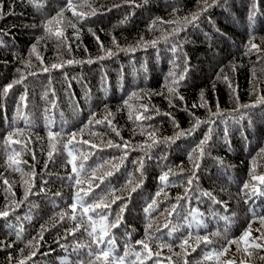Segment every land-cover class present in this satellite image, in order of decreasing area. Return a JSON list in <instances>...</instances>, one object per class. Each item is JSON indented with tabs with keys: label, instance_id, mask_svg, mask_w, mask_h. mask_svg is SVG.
I'll list each match as a JSON object with an SVG mask.
<instances>
[{
	"label": "trees",
	"instance_id": "1",
	"mask_svg": "<svg viewBox=\"0 0 264 264\" xmlns=\"http://www.w3.org/2000/svg\"><path fill=\"white\" fill-rule=\"evenodd\" d=\"M36 3L42 6H34L29 0H0V90L21 74L26 77L6 97L0 95V211L7 206L10 212L8 218L0 217V264H18L20 260L25 264H71L84 259L91 238L84 227L75 235L67 231L82 215L78 204L77 220L69 218L77 192L85 201L93 194H107L109 220L127 204L119 226L109 228V232L115 236L118 254L128 252L129 264H240L242 260L245 264H264L259 259L264 249L248 257L243 252L248 244L240 241L250 223L251 238L264 234L257 218L264 215V195L253 193L251 186L241 191L250 181V172L264 175V103L248 109L239 107L264 96V0H207L212 6L206 12L201 11L205 0H81L80 4L74 2L77 12L87 14L80 20L66 8V0ZM62 8L63 22L57 23V17L50 25L53 31H63L66 40L60 42L45 33L44 25ZM253 9L255 15L250 19ZM93 10L95 15H91ZM193 14H199L195 26L185 20ZM173 29L179 33L175 52L171 50L173 39L169 37L167 43L163 39ZM151 41H157L156 47ZM250 42L260 51L249 52ZM108 50L113 55H107ZM53 64L63 66L52 68ZM45 67L49 71H42ZM173 71L184 75L175 94L169 92V74ZM25 93L27 107L21 104L18 115L17 105ZM145 104L147 113L142 107ZM201 104L206 106L199 107ZM217 105L224 115L211 117L215 124L201 123L190 135L147 147L152 143L149 133H154L157 141L175 138L179 132L192 129L196 118L208 120L209 109L215 112ZM142 114L152 118L137 120ZM209 127L214 129L210 148L197 159L193 150ZM49 131L61 133L52 159L48 156ZM10 132L16 133L13 140L20 141L11 144V149L20 153L14 156L19 171L6 163L12 154L11 149H5ZM72 132L76 133L73 144L79 149L73 151L74 160L68 155L72 146L63 147L69 138L66 134ZM109 141L113 145L127 142L129 147H109ZM140 160L144 161L143 182L130 199L111 203L115 197H128L130 187L140 177ZM197 163L199 180L189 186L187 179ZM74 164H83L85 169L100 165L97 175L106 171H113V175L96 187L90 186L91 172L88 177L81 173L82 183L75 185L69 179L75 176ZM165 173L166 186L159 180ZM251 183L264 192V185ZM188 188L194 191L185 197ZM85 191L90 195L84 196ZM203 193H211L222 203H213ZM178 197L184 198L179 200L183 210L179 215H169ZM154 200L156 208L149 215L145 209ZM20 201L23 203L16 207ZM64 213L68 215L61 220ZM42 225L47 230L40 239ZM175 228L179 231H173ZM21 229L22 238L17 240L15 232ZM205 236L211 243L203 241ZM182 239L188 240L183 248ZM139 240L148 243L151 258L136 243ZM230 240L237 242L229 244ZM77 244L84 245L79 256L73 252ZM222 248H227L223 255L204 259L205 253ZM33 251L36 254L26 259ZM136 251L141 253L140 259L133 255Z\"/></svg>",
	"mask_w": 264,
	"mask_h": 264
},
{
	"label": "snow or ice",
	"instance_id": "2",
	"mask_svg": "<svg viewBox=\"0 0 264 264\" xmlns=\"http://www.w3.org/2000/svg\"><path fill=\"white\" fill-rule=\"evenodd\" d=\"M74 2L76 4H80L81 0H66V8L68 10H71L73 13V16H76L78 20L83 19L87 14L77 12L75 7H74ZM29 3H33L34 6H37V7L42 6L40 4H37L36 0H29ZM205 4H206V6L201 10L202 12H206L208 10V8L212 6V5H207V0H205ZM2 8H3V5L0 4V15H2ZM64 11H65V9L62 8L59 12H57L55 17L47 19L45 21V25H44L45 33L49 36H54L60 42H63L64 40H66V37H64L63 31L60 30L59 28L57 30L53 31V29L50 27V25L53 23V21H57V17L60 18L57 21V23L63 22ZM91 15H95V10H93L91 12ZM254 15H255V9H253V12L250 15V19ZM185 20L188 23L195 26L196 21L199 20V14H193L190 20L187 17H185ZM169 23H171V22H169ZM71 26L74 28L75 24H72ZM178 35H179L178 31L173 29V31L171 33H169L168 37L163 38L166 43L168 42L169 37H171L173 39V47L171 49L173 52L177 51V49L179 47V45L174 42L175 37ZM150 44L152 47H156L157 41H151ZM101 47H103V45H101ZM253 49H255L256 51H260V48L258 45H256L255 43H251V47L248 49V51L251 52ZM32 50H33V52H35L36 45L32 46ZM132 50L134 51V49H132ZM245 54H248V53L246 52ZM107 55H109V56L113 55L112 51L108 50ZM101 59H103V57H101ZM65 63L71 64V63H73V61H66ZM62 66H63L62 64L51 65L52 68H58V67H62ZM234 70H235V66H233V71ZM42 71L47 72V71H49V68L45 67L42 69ZM30 74L35 75V73H30ZM169 75L171 77V86L169 87V92L175 94L176 89L180 85V82L184 80V75L180 74L179 76H177V74L174 71L171 72ZM254 75H255V73H254ZM25 79H26V77L23 76V74H21V76L18 80L13 81L12 83L6 85L2 90H0V95H3L6 97L7 94L9 93V91L16 84H22ZM224 79L227 81L228 78L225 76ZM229 87L231 88L230 83H229ZM132 95L135 96L136 93H133ZM201 96L203 98V94H201ZM180 99H183V97H180ZM26 101H27V96L25 93V95H22L20 97L21 103H18V105H17V114L18 115L20 114V111H21V104L23 105V107H27ZM127 103H128V101H125V104H127ZM257 103H264V96L258 97L256 103L244 104V105H240L239 107L244 108V109L254 108ZM205 106L206 105H204V104L199 105V107H205ZM53 107H55V105H53ZM142 107L144 109V113H147L148 112V105L145 104V105H142ZM193 107L195 108V107H197V105H193ZM237 110H239V109H237ZM209 112H210V117L208 120L200 121L199 118H196L192 129L188 130V132H183V131L179 132L177 134V137H175V138H165L163 141H157L153 138L154 133H149L148 135H149V138L152 139V143L147 144V147L148 148L154 147L159 142H164V143L169 142V141L174 142V139L179 138V136L190 135L192 132H194L196 130L197 127H199V125L201 123L209 124V125L215 124L216 121L213 120L211 117H213V116L223 117V115H224L223 112L219 109L218 105H217V110L215 112H212L211 109H209ZM108 116H111L110 112L108 113ZM151 118H152L151 116L143 115V114L138 115L136 117L137 120L151 119ZM105 119L107 120V117H105ZM96 123L100 124V123H102V121H96ZM107 123L109 126H111V120H107ZM113 131H116L115 128H113ZM224 131H225V136H227L228 129L225 128ZM16 132H19V130H16ZM213 132H214V129L212 127H209L208 132L205 134L204 138L199 142V144L197 145V148L193 150V152L197 153V159L203 158V156L206 154V152L210 148L209 142L212 139ZM14 134H16V133L10 132L8 134V136L6 137V142H5V149L6 150L11 149L12 143H20L19 140H13L12 139ZM116 134L119 135V132H117ZM48 135L50 137V149H51L48 152V156H49V159H52L53 153L58 151L57 145H56V138L61 136V133H58V132L53 133V132L49 131ZM66 135H68L69 138H68L67 142L63 144V147L65 149H68L70 145L72 146V149L68 151V155L72 156L73 160H74L75 156H73V151L79 152V149L76 147V145L73 144V140L76 136V133L72 132V133H68ZM84 143L87 144L88 142L84 141ZM145 143H147V142H145ZM228 144H229V147H231L230 141L228 142ZM108 146L109 147L124 148V149L129 147L127 142H124V144H122V145H113L111 141L108 142ZM91 147H96V145H91ZM262 151H264V149H262ZM11 153L12 154L8 155L6 163H8L9 166L15 165V170L19 171L20 170L19 161L14 159V156H19L20 153L18 151H16L15 149H11ZM123 155L126 157L127 153L125 152ZM87 158L88 157L86 155L83 157V159H85V160ZM33 159H35L34 155H33ZM189 159H192L191 154L189 155ZM221 163H223V161H221ZM138 164H139V167H138L137 171H139L140 177L138 178V182L134 186L130 187L128 197L127 198L122 197V196L115 197V199L111 200V203H115L116 199H130L131 193L135 192L136 189L140 186V183L143 182L144 161L140 160V161H138ZM45 166H47V165H45ZM98 167H100V165H97L95 167L89 166V168L85 169L83 164H80L79 167H77L74 164L72 171H73V173H75V176L69 177V179L74 180L75 185H80L82 183V181L80 179L81 173H83L86 177H88V173L91 172L92 175L90 177H88V179L90 180V186H91V184H95L96 187H99L100 184H103L105 182V179L107 177H111L113 175V171H106V172H103V173L97 175L96 174V168H98ZM198 169H199V164L197 163V164H195L193 172L191 173V175L187 179V184L189 186L193 185V183L195 181L199 180V177L196 175V171ZM116 170H118V167L116 168ZM159 180L166 186V184L168 182V173L161 175L159 177ZM251 181H257L259 185H264V175H256V174H253V172H250V181L245 182L243 184L241 191H245V190L249 189V187L251 186L253 193L264 195V192H262L256 184H252ZM4 183L8 184L9 182L7 180H5ZM128 184L131 185L132 181L129 180ZM7 190L10 191V187ZM41 191H43V189H41ZM111 191L114 193L116 190L112 189ZM189 191H194V189H192V188L186 189L185 190V197H187V193ZM29 193H30V189L28 190V192H26L25 199H27V196ZM245 194L247 195V192H245ZM56 195L59 196L60 193H56ZM83 195L89 196L90 193L88 191H85L83 193ZM157 195H159V192L157 193ZM203 195L209 196V198L212 199L213 203H222L221 201L215 200V198L212 196L211 193H203ZM106 196H107V194H105V195L93 194L89 201H85L83 199V197L80 196V192H77L75 194L73 202L70 205V208L72 209V213L69 216V218L72 220H77L76 210H77L78 204L80 205V208L82 209V215L80 217V222H78L72 229L67 230L68 235H75L76 232L80 231L81 227H84V232L91 238V244H89L87 246L88 251L86 253L85 258L84 259L78 258L76 261L71 262V264H95L96 261L101 262V264H129V262L126 259L128 257V252H125L124 255L118 254L117 249H116V245H115V236H114V234L109 232V228H117L119 226V224L123 218L122 213H123L124 209L127 207V204L126 203L122 204L120 206V214L113 216L112 219L109 220L108 217L110 214L111 204L105 202ZM180 199H184V198H182V197L177 198V204H174L171 206V211H169V213H168L169 215H172L173 213H175L176 215H179L181 213V211L183 210V205L179 204ZM21 203H23V201L16 203V207H19V205ZM245 203H247V200L245 201ZM155 208H156V201L154 200L151 204L148 205V207L145 209V211L148 212L150 215L151 211H154ZM14 212H15V208L12 209V213H14ZM89 213H92V214L90 215ZM9 215H10V212H9L7 206L5 207V210L0 211V217L8 218ZM65 215H68V214L67 213L61 214L60 219L63 220L65 218ZM16 218L19 219V217H16ZM257 218L259 219L261 225L264 226V215H260ZM185 219H187V217H185ZM98 222H99V227H97ZM196 222H197V224L201 223V221H196ZM167 226L168 225L166 224L165 227H167ZM149 227H151V225H149ZM46 230L47 229L42 225L41 226V233L39 234L40 239H43V232ZM173 231H179V229L175 228V229H173ZM257 231H259V229H257ZM21 232H22V229L20 231L15 232L17 240H20L22 238ZM146 235H147V229H146ZM188 235L191 236V233H188ZM197 239H200V237H197ZM250 239H251V243H248ZM261 240H264V234H261V236H258L255 238H251V223H250L248 225V228L240 236V241H243L246 244H248V246L243 249V252L246 254V256L251 257L255 253L256 250L264 249V243H258L257 242V241H261ZM203 241L205 243H211V241L206 236L203 237ZM236 242L237 241H235V240H230L228 243L231 244V243H236ZM136 243L142 245L143 249L147 251L148 258H151L153 253L149 249L148 243H146L143 240L136 241ZM187 244H188L187 239H182L180 242V246L182 248ZM92 245H95V249L92 247ZM164 246L171 247V245H164ZM8 247H11V245H8ZM61 247H63V245H61ZM83 247H84V245L77 244L73 248V252L77 253V255L79 256V250ZM249 249H252V251H249ZM193 250H195V249H193ZM239 250L240 249L238 248V251ZM226 251H227V248H222L216 253H205L204 259H210L213 255H217V256L223 255L224 252H226ZM21 252H23V249H21ZM35 254H36L35 251H33L26 259H31V257L34 256ZM133 255L136 257V259H140L141 253L139 251H136L133 253ZM155 255L158 256L159 253L157 252V253H155ZM9 259H11V257ZM259 259L264 260V256H260ZM18 264H25V260H20L18 262ZM61 264H69V262L62 261ZM157 264H159L158 261H157ZM227 264H235V262L234 261H228ZM240 264H245V262L242 260L240 262Z\"/></svg>",
	"mask_w": 264,
	"mask_h": 264
}]
</instances>
